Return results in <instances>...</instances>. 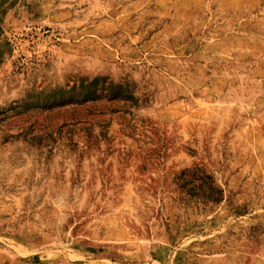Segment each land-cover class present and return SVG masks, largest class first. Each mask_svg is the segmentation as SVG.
I'll return each instance as SVG.
<instances>
[{
	"label": "rangeland",
	"instance_id": "1",
	"mask_svg": "<svg viewBox=\"0 0 264 264\" xmlns=\"http://www.w3.org/2000/svg\"><path fill=\"white\" fill-rule=\"evenodd\" d=\"M1 31L0 264H264V0H16ZM95 76L138 107L54 103Z\"/></svg>",
	"mask_w": 264,
	"mask_h": 264
},
{
	"label": "trees",
	"instance_id": "2",
	"mask_svg": "<svg viewBox=\"0 0 264 264\" xmlns=\"http://www.w3.org/2000/svg\"><path fill=\"white\" fill-rule=\"evenodd\" d=\"M135 85L130 80L114 82L105 76L81 77L67 88H56L60 98L54 102L60 105H77L110 112L127 106L138 107ZM120 104L111 106L108 104ZM101 136L103 132H100ZM177 177L179 186L190 196H199L204 202L218 203L223 196L221 188L214 183L212 176L204 169L194 166L182 170Z\"/></svg>",
	"mask_w": 264,
	"mask_h": 264
},
{
	"label": "crops",
	"instance_id": "3",
	"mask_svg": "<svg viewBox=\"0 0 264 264\" xmlns=\"http://www.w3.org/2000/svg\"><path fill=\"white\" fill-rule=\"evenodd\" d=\"M16 0H0V60L4 58L7 51L6 42L3 38V31H1V25L7 15L11 13Z\"/></svg>",
	"mask_w": 264,
	"mask_h": 264
}]
</instances>
